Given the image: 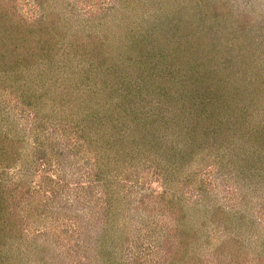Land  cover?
<instances>
[{"label": "rangeland", "instance_id": "rangeland-1", "mask_svg": "<svg viewBox=\"0 0 264 264\" xmlns=\"http://www.w3.org/2000/svg\"><path fill=\"white\" fill-rule=\"evenodd\" d=\"M0 4L22 25L35 21L54 27L50 36L56 47L27 75L35 80L36 92L46 94L42 98L48 104L72 102L69 91L75 93L88 82L95 88L101 83L155 87L161 93L150 92L149 106L170 108L194 102L184 80L191 72L212 74L211 97L216 100L220 85L224 99H234L229 95L239 92L244 80L255 75L264 82V0H2ZM94 74L101 78L99 83ZM147 93L132 101H144ZM12 95L3 97L0 91L2 99ZM250 100L255 101L251 105L255 122L264 120V94ZM110 102L114 105L116 100ZM228 119L222 130L244 131L245 127L232 131L234 118ZM17 120L19 126L30 127L23 118ZM160 132L149 152L138 146L144 154L135 159L120 149L117 157L108 152L102 175L107 168L110 175L123 173L107 186L120 207L112 237L104 233L109 223L100 215L108 201L96 177L101 167L95 151L85 146L69 149V159L58 165L53 147L57 143L50 135L43 138L48 147L44 156L42 147L28 145L29 151L0 175L6 184L19 182L18 192L28 188L18 207L21 238L13 243L14 253L0 257V264H264V171L251 168L242 174V162L235 154L249 151L248 144L240 140L239 149L229 150L223 143L196 137L189 157L188 135ZM228 158L236 162L228 166ZM51 179L65 183L61 192L56 189L61 182L54 185ZM77 181L87 201L76 198ZM183 226L191 230L188 237Z\"/></svg>", "mask_w": 264, "mask_h": 264}, {"label": "trees", "instance_id": "trees-1", "mask_svg": "<svg viewBox=\"0 0 264 264\" xmlns=\"http://www.w3.org/2000/svg\"><path fill=\"white\" fill-rule=\"evenodd\" d=\"M0 1L2 2V0ZM8 14L6 7L0 9V91H2L3 97L9 92L13 94L10 100L0 97V175L6 173L17 162L22 153L29 151L28 145L32 149L42 147L44 156L48 147L43 138H48L49 135L57 143V146L53 147L55 155L59 157L58 165H63L65 159H69V149L78 146L92 148L98 156L97 160L101 167L96 176L103 186L101 194H106L105 198L108 201V205L100 214L109 223L105 226L104 233L108 237H112L115 227L113 219L118 214L120 207L118 200L117 203L107 186L123 173L115 171L110 175L107 174L109 173V168H107L108 172L102 175L105 166L108 165L107 162H109L108 152L110 150L116 152L113 154L114 157H117L120 149L124 151L123 155L128 154L132 159H135L144 154V152L140 153V150L149 152L152 147L156 146L155 136H162L160 131L177 132L182 136L183 134L188 135L190 142L187 144V150L186 147L184 149L186 150L185 155L189 157L193 153V147L190 145L196 142V137H203L207 141L210 139V144L213 142L223 143L226 146L223 149L229 150H231L230 148L239 149L241 147L239 142L242 140V144L245 142L248 144L249 151L247 149L244 152L241 151V155L234 152L239 158L238 161L242 162L241 168L244 170L242 174L251 168L264 171V120L255 122L254 116H252L255 110L251 108L255 101L250 100V98L253 99L264 94L262 78L253 75L250 77L252 80H244L243 84L239 86V92H232L229 95L234 99L231 97L224 99V95L220 93L223 91L222 85H220L218 90L220 99L216 100L211 97L215 92L212 87L214 84L209 82L213 79L212 74L199 75L191 72L184 77V80L188 82L190 92H192L191 100L194 102L182 106L171 105V108L162 104H156L155 107L149 106L151 105L149 102L151 101L150 92L152 95L157 92L161 93L160 89L131 87L126 83L121 86L114 83H101L100 85L96 84L97 88L89 82L84 85L80 83L82 86L76 84L79 90H76L75 93L69 91L68 94V96L74 97L72 102L54 100L48 104L42 98L47 97L46 94L36 92V88L32 86L35 80L30 81L27 75L40 63H44L43 60L50 55L48 51L56 47L50 36L54 27L50 28L46 23H35V21L22 25L19 20H12L8 17ZM157 29L159 27L154 28V30ZM39 60L41 62L37 64ZM98 72L105 74L102 69ZM68 77H71L70 74ZM94 79L95 83L101 81L97 74H94ZM29 82L31 83L29 84ZM113 82L115 81L113 80ZM144 90L149 92L145 96V100L133 102L132 100L137 99L136 96H143L146 92H143ZM13 99L14 101H12ZM113 99L116 100L114 105L110 102ZM241 100L242 103H238ZM196 108L200 110L195 112ZM228 117L234 118L232 131H237L238 127H245L244 131L241 130V133L233 131L232 134H229L222 130L221 124H227ZM20 118L29 123L30 127L24 126L29 130L19 126L17 119ZM49 119H55V123L51 124ZM47 122H50L52 126H49ZM197 124L200 125L196 127ZM64 131H67L66 136ZM31 137H34L32 141ZM158 138L160 139V137ZM139 145H143L145 148L139 150ZM227 160L228 166L236 162L231 158ZM124 177L128 179L127 176ZM51 181L54 182V185L61 182V180L58 182L53 179ZM10 184H6L5 180L0 178V257H3L6 252L11 253L14 247L13 243L21 238L20 223L22 219L18 214V207L28 193L27 187H25V191L18 192L19 182ZM64 187L65 183L62 181L56 189L61 192ZM104 190L105 192H103ZM74 191L78 201H87L86 191L80 181L75 184ZM97 205L95 208L100 206ZM190 231L183 226L182 233L186 237L190 235ZM12 257L16 258L14 255H11V259ZM1 262L3 263L2 259Z\"/></svg>", "mask_w": 264, "mask_h": 264}]
</instances>
